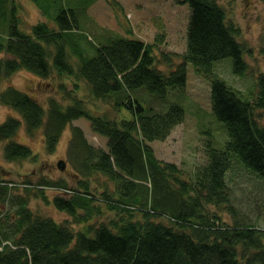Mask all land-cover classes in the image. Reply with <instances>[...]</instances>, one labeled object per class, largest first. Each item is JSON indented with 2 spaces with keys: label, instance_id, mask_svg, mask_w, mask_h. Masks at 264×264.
I'll use <instances>...</instances> for the list:
<instances>
[{
  "label": "trees",
  "instance_id": "1",
  "mask_svg": "<svg viewBox=\"0 0 264 264\" xmlns=\"http://www.w3.org/2000/svg\"><path fill=\"white\" fill-rule=\"evenodd\" d=\"M32 1L43 19L26 33L14 0H0L1 15L8 17L0 23V104L19 115L0 123L3 155L10 162L38 159L14 140L22 123L29 133L43 130L49 154L71 125L67 157L76 188L43 179L32 187L30 180L17 183L9 171L0 172V264H264V227L244 220L228 179L238 165L264 183V72L252 97L214 73V63L225 58L233 60L236 75L249 69L248 50L225 6L179 0L190 16L186 49L174 57L157 54L159 36L145 43L99 27L89 7L57 9L52 4L63 0ZM188 63L210 81L212 111L204 117L223 123L226 130L217 125L216 133L222 140L227 132V141L219 148L209 140L204 161L186 173L158 158L152 142L165 141L185 120L171 94L187 87ZM23 69L41 79L56 76L64 98L49 97L45 108L14 86L2 88L4 79ZM64 78L74 80L73 92ZM75 81L85 82L103 109H89L90 99L78 95ZM80 118L90 121V134L102 144H92L75 125ZM42 189L55 191L51 202L67 219L58 222L31 209L33 192ZM102 206L113 217L93 221Z\"/></svg>",
  "mask_w": 264,
  "mask_h": 264
},
{
  "label": "rangeland",
  "instance_id": "2",
  "mask_svg": "<svg viewBox=\"0 0 264 264\" xmlns=\"http://www.w3.org/2000/svg\"><path fill=\"white\" fill-rule=\"evenodd\" d=\"M86 1L94 0H63L61 3L56 2L52 5L57 6V9L61 4L76 9L89 7V16L99 27L120 35L138 38L145 43H154L159 36L162 41L159 48L156 49L157 54L165 52L174 56V54L183 53L186 49V30L190 9L187 4L179 3V0H96L91 6ZM219 1L225 6L229 21L239 29L238 40L245 44L248 50L245 59L249 69L243 77L236 75L233 72V60L225 58L214 63L213 71L228 85L252 97L251 94L256 92L254 84L258 75L260 72H264V2L263 0ZM14 4L17 7V16L24 21L19 23L20 30L28 33L34 24L43 19L41 9L32 0H14ZM0 11L1 15L2 9ZM7 20V15H1L0 23L1 21L6 23ZM49 22L54 24L51 20ZM86 33L90 37H94L92 31L86 30ZM1 55L3 53H0ZM59 81L56 76L50 79H41L23 69L4 79L2 88L14 86L36 97L47 108L49 97L64 98V93L59 89ZM63 81L68 82L67 89L73 92L74 80L64 78ZM75 82L80 84L78 95L90 99L91 102L87 101L89 109L94 112H97V108L103 109L102 102L92 100L88 96L89 92L85 82ZM210 91V81L198 74L194 66L188 63L187 87L178 94H171L173 97L171 102L178 103L185 109V120L174 128L165 141L155 140L152 142V147L158 158L177 163L183 167L186 173L193 172V169L204 161L203 148L209 140L219 148L224 147L227 141V132L222 140L221 136L216 133L217 125L225 128L223 123L213 116L215 126L204 117L206 112L212 111ZM69 103L71 102L64 103V105ZM7 116L18 118L19 115L12 108L0 104V123L5 121ZM75 125L86 131L92 144H102L101 138L92 132L90 134L91 123L89 120L80 118L75 122ZM70 139L71 125L64 130L55 152L49 154L43 140V130L37 129L33 133H29L22 123L14 140L30 147L38 159L36 161L30 159L7 161L3 155V144L0 142V172L6 174L9 171L11 179L17 183H24L26 179L30 180L33 183L32 187L40 186L38 184L43 179L65 180L69 187L76 188L75 171L67 157ZM60 161H64L66 164L64 170L58 166ZM228 179L234 204L238 211L244 215V220L264 227V183L238 165L229 172ZM41 191L44 193L39 192L37 196H35L37 191L33 192L31 209L52 217L58 222L67 219V213L58 210L51 202L53 195L56 194L55 191L50 189ZM63 195L69 197V195ZM102 211L104 213L95 215L93 221H107L113 217L106 207L102 206ZM242 215L241 218H243ZM222 217L229 221L231 219L227 212H223Z\"/></svg>",
  "mask_w": 264,
  "mask_h": 264
},
{
  "label": "water",
  "instance_id": "3",
  "mask_svg": "<svg viewBox=\"0 0 264 264\" xmlns=\"http://www.w3.org/2000/svg\"><path fill=\"white\" fill-rule=\"evenodd\" d=\"M59 168L64 170L66 168V164L64 161H60V163L58 164Z\"/></svg>",
  "mask_w": 264,
  "mask_h": 264
}]
</instances>
